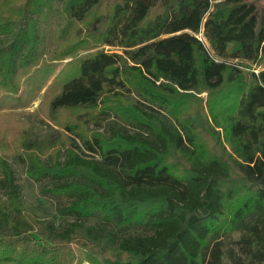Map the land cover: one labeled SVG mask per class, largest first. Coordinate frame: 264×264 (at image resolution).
Listing matches in <instances>:
<instances>
[{"label":"trees","instance_id":"1","mask_svg":"<svg viewBox=\"0 0 264 264\" xmlns=\"http://www.w3.org/2000/svg\"><path fill=\"white\" fill-rule=\"evenodd\" d=\"M45 86L46 122L0 114V264H264V0H0V110Z\"/></svg>","mask_w":264,"mask_h":264},{"label":"rangeland","instance_id":"2","mask_svg":"<svg viewBox=\"0 0 264 264\" xmlns=\"http://www.w3.org/2000/svg\"><path fill=\"white\" fill-rule=\"evenodd\" d=\"M62 22V21H61ZM60 20L58 18H52L46 26V33H45V51H51L54 48V40L56 38V32L60 29ZM199 37H201L199 35ZM98 49H102L108 52L111 51H119L117 48H110V47H99ZM86 54V52H80L78 55ZM73 58H68L65 61L62 62V64L71 61ZM239 67L244 69L245 63L239 62ZM244 71L248 74L249 70L244 69ZM50 83V82H49ZM46 89V86L40 91L33 99V101L28 105L27 108L22 109H16V110H0V114L3 113H18V115L14 118V121L16 122L17 126L23 125L29 121V117L31 119L35 120H42L47 121L48 116V108H47V102L44 97V91ZM205 98V94L201 95ZM186 107H183L180 112L177 114V118L179 120H184L186 117ZM21 123V124H20ZM55 129L60 130L56 125L54 126L51 124ZM39 133L40 135H44V133H47L48 128L45 126V124H39ZM93 126L90 125L89 129H92ZM102 131V129L100 130ZM41 159L46 161V158L44 156H41ZM63 157L61 158V160ZM8 165L10 166L12 172L14 173L17 182L19 184V192L21 195L22 202L28 206H35L39 207L41 212L51 219H54L57 221V224H61L64 221H71L68 217H63L58 215L56 208L58 203L64 201V199L52 196L51 193H48L50 188L54 187L58 181L52 178H44L40 180L39 182H35L28 178L26 174V168L25 164L23 163L22 159L19 156L13 155L6 159ZM0 198L4 199V195L2 191L0 190ZM129 233L134 234L136 231L131 230ZM138 233V232H137ZM35 239L38 237L34 236ZM239 239V234L236 232H232L228 234L227 236L222 238L223 241V257L224 262L227 263L229 261V258L234 257L235 259L242 258V253L240 250V246L237 244ZM70 247L73 250L77 249L76 244H71Z\"/></svg>","mask_w":264,"mask_h":264},{"label":"built area","instance_id":"3","mask_svg":"<svg viewBox=\"0 0 264 264\" xmlns=\"http://www.w3.org/2000/svg\"><path fill=\"white\" fill-rule=\"evenodd\" d=\"M216 62H218V60L215 59Z\"/></svg>","mask_w":264,"mask_h":264}]
</instances>
